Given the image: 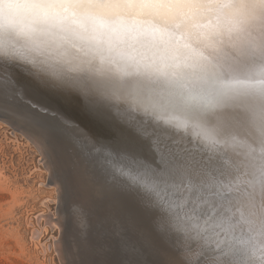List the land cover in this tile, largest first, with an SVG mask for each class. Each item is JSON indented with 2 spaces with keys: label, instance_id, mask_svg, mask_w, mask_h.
<instances>
[{
  "label": "bare ground",
  "instance_id": "6f19581e",
  "mask_svg": "<svg viewBox=\"0 0 264 264\" xmlns=\"http://www.w3.org/2000/svg\"><path fill=\"white\" fill-rule=\"evenodd\" d=\"M0 63L65 122L106 117L117 134L118 119L163 145L182 188L165 206L182 236L166 264H264V0H0ZM38 128L27 131L62 174L59 248L78 264L80 204L106 190L59 132Z\"/></svg>",
  "mask_w": 264,
  "mask_h": 264
},
{
  "label": "rangeland",
  "instance_id": "374dc122",
  "mask_svg": "<svg viewBox=\"0 0 264 264\" xmlns=\"http://www.w3.org/2000/svg\"><path fill=\"white\" fill-rule=\"evenodd\" d=\"M8 120L10 121V119ZM9 121L6 123V119H2V121L0 119V264H69L70 262V264H75L74 249L59 248V240L63 233L59 226L61 197L57 186L59 189L58 181H61L62 174L58 173L59 169L54 165L52 157L48 156L49 153L42 149L30 132L18 124L16 125L15 122L9 123ZM33 127L35 129L39 127V131L44 130L48 135V132L41 126L35 124ZM53 149L59 153L57 147ZM58 153L57 158L59 159ZM62 154L67 157L69 155L71 160L73 159L71 153H67V151ZM51 161L52 163H50ZM62 169H67V163L65 166L62 165ZM91 174L93 175L92 172ZM104 189L106 190L102 197L104 203L108 202L107 204L111 205L117 214L131 212L137 223L144 229L152 226L153 236L163 243L165 249L168 246H176L182 238L179 235L181 234L180 227H176L177 223L169 219L172 210L170 214L168 207L165 208L170 204L169 207L172 209L177 200L160 207L145 200L144 202L139 201L137 195L129 194L125 188L109 190L104 186ZM102 201L96 195L92 196L91 194L88 195L86 203L80 204V211L84 213L82 216L86 221L83 229L84 231L87 229L85 236L81 238L83 241L79 240L84 253L87 252L84 250L87 248L86 244H89L95 235V208L97 203ZM84 205L87 208H84ZM43 214H46L45 217L48 218L45 219ZM49 219H53L51 221L53 225L50 224ZM86 224L88 225L86 226ZM164 224L168 227L174 226L175 229L172 230L173 232L168 231L170 227L168 228ZM90 231L91 233H89ZM56 242L58 249H56ZM166 253L164 250L161 254L164 257ZM85 257L89 258L88 252Z\"/></svg>",
  "mask_w": 264,
  "mask_h": 264
},
{
  "label": "water",
  "instance_id": "95a60500",
  "mask_svg": "<svg viewBox=\"0 0 264 264\" xmlns=\"http://www.w3.org/2000/svg\"><path fill=\"white\" fill-rule=\"evenodd\" d=\"M14 72L10 66L0 63V119H10L29 131L36 124L44 128L46 132L49 130L52 134L59 132V139L71 143L72 149L70 150L76 156L81 153L87 158L85 163L87 166L91 165L94 178L100 180L101 184L109 190L125 188L129 194L137 195L139 201L144 202L145 200L160 207H164L163 204H167V202L177 200L182 188L172 173L173 166L166 162V158L172 156L165 154V149L160 142L152 143L153 134L148 133L146 126L133 123L121 125L122 122L115 119L116 124L114 121L110 127H114V124L115 127H118L117 123L119 122L121 127L118 132L121 133L116 134L115 132L111 133L112 131L108 128L106 117L101 120L95 117H82L77 121L80 124H85L84 129L76 127L73 125L74 122H65L58 113L51 112L45 105L47 101L25 95L21 90L24 85L18 87L12 81L18 79L17 77L14 79L15 76L12 74ZM33 92L39 98L45 97L46 100L48 98L37 88ZM48 100L51 106H56L50 99ZM43 109L45 114H43ZM48 115L53 116L55 123L49 121V125L45 122L48 118L51 120V117L46 118ZM66 129L74 139L67 134ZM123 137L127 140H124ZM135 137L143 141L142 152L136 151L138 147H135V144L131 142L136 140ZM68 153L71 152L68 151ZM144 230L153 236L152 226L145 227ZM76 244L77 262L82 264L86 257L80 243Z\"/></svg>",
  "mask_w": 264,
  "mask_h": 264
},
{
  "label": "snow or ice",
  "instance_id": "6c2138e0",
  "mask_svg": "<svg viewBox=\"0 0 264 264\" xmlns=\"http://www.w3.org/2000/svg\"><path fill=\"white\" fill-rule=\"evenodd\" d=\"M69 179L75 182L74 175ZM95 216V235L87 245L89 258L82 264H166L163 243L150 236L131 212L117 214L110 205L98 202Z\"/></svg>",
  "mask_w": 264,
  "mask_h": 264
}]
</instances>
